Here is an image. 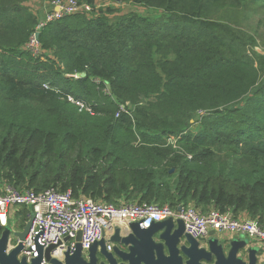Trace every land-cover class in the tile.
<instances>
[{"label":"trees","instance_id":"obj_1","mask_svg":"<svg viewBox=\"0 0 264 264\" xmlns=\"http://www.w3.org/2000/svg\"><path fill=\"white\" fill-rule=\"evenodd\" d=\"M121 1L144 12L67 16L35 58L32 0H0V183L264 226V66L247 33L213 18L233 0Z\"/></svg>","mask_w":264,"mask_h":264},{"label":"built area","instance_id":"obj_2","mask_svg":"<svg viewBox=\"0 0 264 264\" xmlns=\"http://www.w3.org/2000/svg\"><path fill=\"white\" fill-rule=\"evenodd\" d=\"M42 2L32 0L30 5L38 11L36 5ZM96 5L80 3L78 0H52L45 17L38 18L25 50L35 58L40 57L43 49L40 38H36L38 33L41 36L46 27L67 16L79 13L91 15L94 10H99L100 7ZM69 101L76 103L71 96ZM77 105L84 108L83 104ZM122 112H125L124 106L117 117ZM23 209L27 210L28 221L32 214L34 218L20 256L31 261L38 258L41 247L44 254L42 264H52L47 261L45 254L53 246L55 249L50 253L51 258L64 261L66 254L74 255L77 252L79 244L82 253L88 255L93 244L103 239L110 240L116 228H120L122 234H128L132 223L143 222V227L148 229L171 217L183 220L185 233L199 241L212 236L222 240L244 236L254 246L264 247V226L257 220L235 218L231 213H222L217 209L203 213L193 205L176 211L169 205L155 203L109 204L85 196L74 198L71 192L62 193L56 188L37 193L32 189H19L10 183H0V225L3 228L10 226L16 211L21 212ZM17 244L14 243L10 248H15ZM107 247L111 250L113 244L107 242Z\"/></svg>","mask_w":264,"mask_h":264},{"label":"water","instance_id":"obj_3","mask_svg":"<svg viewBox=\"0 0 264 264\" xmlns=\"http://www.w3.org/2000/svg\"><path fill=\"white\" fill-rule=\"evenodd\" d=\"M118 3L121 0H117ZM36 38H40V34L36 35ZM86 74L83 73L82 77ZM110 87V86H109ZM181 208L179 209V211ZM34 215L32 214L31 219L27 222L26 226L22 231H14L13 227L10 225L3 228L0 225V262L3 264L2 256L7 258L16 259L18 258L24 250V241L26 240L30 228L32 225ZM158 235L159 242L153 241V237ZM81 234L78 237L80 240ZM9 240L11 242H18L15 248H10L7 253V246ZM221 240L218 237H211L209 239L196 240L189 234L185 233V225L183 220L174 218H168L164 221L153 224L150 228H144L143 222H136L129 225V233L122 234L120 228L115 229V234L110 238V240L103 239L92 245L89 250L90 258L95 261L96 255L101 249V254L105 255L103 251L106 249L107 242L113 244V253L120 258L123 255L129 256L134 254H150V255H165L178 256L181 253L184 255H190L192 253H205V254H224L221 247ZM224 241H230L225 240ZM233 240V239H232ZM200 242H207L209 245V250L199 249ZM252 243L244 236L235 238L231 242V250L228 255H237L242 250L250 255L252 264H258V256L264 258V247L251 246ZM181 246V247H179ZM124 247L126 250L122 249ZM55 247H51L46 251L45 257L47 261L52 264H83V254L82 247L79 244L78 250L74 255L66 254L65 260L60 261L51 258V251ZM43 249L40 247L38 258H33L30 264H42L43 263ZM27 258L23 257L22 261L27 264ZM264 264V263H263Z\"/></svg>","mask_w":264,"mask_h":264},{"label":"rangeland","instance_id":"obj_4","mask_svg":"<svg viewBox=\"0 0 264 264\" xmlns=\"http://www.w3.org/2000/svg\"><path fill=\"white\" fill-rule=\"evenodd\" d=\"M51 1L52 0H43L42 3L36 5V7L39 8L36 12L40 18H44L46 12L49 11V4ZM110 6L116 8L120 15L136 10L144 12L141 7L123 1L118 3L117 0H99L96 5L97 8H107ZM213 18L220 23L236 27L247 33L255 42L252 51L262 58L264 66V5L233 0L228 8L217 12ZM200 115L202 114H197L195 120H199L198 116ZM195 120L192 121L193 126L191 130L197 133L200 131V126L197 123L194 124ZM169 143L176 144V138L172 137L169 139ZM23 211L24 210L20 212L17 210L10 220V225L13 227L14 231H22L28 222V219L21 214Z\"/></svg>","mask_w":264,"mask_h":264},{"label":"flooded vegetation","instance_id":"obj_5","mask_svg":"<svg viewBox=\"0 0 264 264\" xmlns=\"http://www.w3.org/2000/svg\"><path fill=\"white\" fill-rule=\"evenodd\" d=\"M213 237V236H212ZM211 238V237H210ZM209 239V238H208ZM234 240V239H233ZM221 240V247L224 254H205V253H192L190 255H176L170 256L169 254L165 255H150V254H134V255H123L122 258L113 253L114 246L111 250L106 249L103 251L105 255L101 254V249L96 255L95 261H93L89 254H83V264H252L250 255L246 250H242L237 255H228L231 250V242ZM153 241L159 242L158 235L153 237ZM11 242L9 240L7 246V253L9 252V245ZM12 245V244H11ZM251 246H254L253 244ZM181 247V246H179ZM122 249L126 250L124 247ZM199 249L209 250V245L207 242H200ZM23 257L19 256L16 259L7 258L2 256L3 264H26L22 261ZM27 264H30V261L26 259ZM264 258L258 256V264H263ZM0 264H2L0 262Z\"/></svg>","mask_w":264,"mask_h":264}]
</instances>
